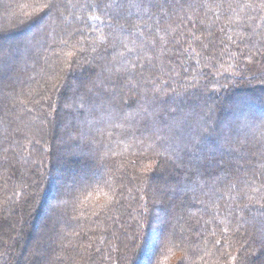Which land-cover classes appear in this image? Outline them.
<instances>
[{"label":"trees","instance_id":"obj_1","mask_svg":"<svg viewBox=\"0 0 264 264\" xmlns=\"http://www.w3.org/2000/svg\"><path fill=\"white\" fill-rule=\"evenodd\" d=\"M23 1L0 0V264H264V35L180 0ZM157 22L159 95L85 115L105 48Z\"/></svg>","mask_w":264,"mask_h":264},{"label":"snow or ice","instance_id":"obj_2","mask_svg":"<svg viewBox=\"0 0 264 264\" xmlns=\"http://www.w3.org/2000/svg\"><path fill=\"white\" fill-rule=\"evenodd\" d=\"M168 0H164L166 5ZM176 0H173L175 3ZM187 5L189 8H196L197 11L203 12L205 16L211 12L215 16L213 21V26L217 24L222 18L227 21L228 25H234L235 27H241L243 25L242 31H247L253 35H264V32H258L261 24L257 21L264 22V0H180V5L183 7ZM54 0H49V4L46 7H53ZM123 9V4L119 5ZM153 7L160 11L162 6L160 4H154ZM220 9L216 12L215 9ZM240 9H247L248 11L242 17L240 22L233 21L232 17ZM171 9H169V14ZM255 13V15H252ZM118 17H113L117 19ZM190 19V18H189ZM201 30L207 31L209 36H217V32H213V26H205L204 22L201 21ZM159 31V22L154 29H150L146 36L139 41V43L134 42L133 47H128L127 44L120 42L119 46L123 48V51H118V45H113L111 52L105 48V52L102 59L105 61L101 65V71L96 75L93 81V87L90 90L92 93L91 97H86L85 102L87 108L84 114L90 118H94L99 111L105 109L106 107L115 108L121 113L122 109L119 105H127L128 101L126 96L129 93H136L137 96L144 95L147 99L148 93L151 92L153 96L159 95L161 89L156 88V80L153 78L155 76V69L157 68V62L161 60L162 53H158V48L160 47L162 37H158L155 33ZM218 33L226 34L225 26L218 27ZM131 35V33H130ZM148 36H152L153 39L149 40ZM197 39H199L197 37ZM229 40L232 39L231 36L228 37ZM251 37H249V40ZM66 43V42H65ZM169 43H174L178 45L180 41H163V45L166 48ZM212 40L208 41V44H213ZM221 44H225L224 40H220ZM208 44L201 43V47L208 52ZM226 46V45H225ZM178 50V49H177ZM95 51V49H94ZM195 52V49H193ZM111 55V60H108V56ZM199 55V53H197ZM147 73V74H146ZM135 81V83H133ZM164 85H168V81L165 79L163 81ZM174 91V90H173ZM84 109V104L81 105ZM264 147V145H262ZM264 175V173H262ZM227 231V229H225Z\"/></svg>","mask_w":264,"mask_h":264},{"label":"rangeland","instance_id":"obj_3","mask_svg":"<svg viewBox=\"0 0 264 264\" xmlns=\"http://www.w3.org/2000/svg\"><path fill=\"white\" fill-rule=\"evenodd\" d=\"M26 1H27V0H24L23 3H25ZM27 2H28V1H27ZM30 3H32V2L30 1ZM35 7H36V5H35ZM20 8L23 10V9H24V6H23V7L20 6ZM20 8H19V10H21ZM35 9H36V8H35ZM26 15L29 16L28 13H26ZM35 16H36V15H35ZM33 17H34V16H33ZM30 18H32V17H30ZM30 18H29V19H30ZM39 22H40V21H39ZM39 22H38V23H39ZM1 30H2V29H1ZM13 30H14V29H13ZM18 30H19V31H23V30H21V28H19ZM229 73L232 74V75L235 74V72H233V71H230ZM261 82H263V81H261ZM257 83H258V82H255V81H254V82H251L250 84H248V86H256ZM44 98H47V96H45ZM44 100H45V99H44ZM17 128H20V127L18 126ZM31 132H32V135H36V132L34 131V129H32ZM11 165L13 166V164H11ZM5 176H6V173H5V171H3V172L1 173L0 179L3 178V177H5ZM52 177H53V176H52ZM58 184H59V185H60V184H63V181H62V180H61V181H58ZM44 192H45V191H44ZM55 193L60 194V193H61V190H60L59 188H56V189H55ZM40 206H41V205H40ZM46 208H47V207H46ZM40 217H41V215H39L38 217L34 218V219H35L34 221H37L38 219H41ZM40 221H42V219L39 220V222H40Z\"/></svg>","mask_w":264,"mask_h":264}]
</instances>
